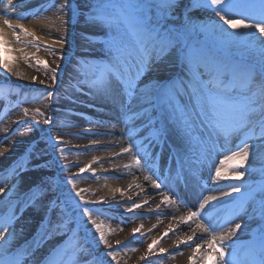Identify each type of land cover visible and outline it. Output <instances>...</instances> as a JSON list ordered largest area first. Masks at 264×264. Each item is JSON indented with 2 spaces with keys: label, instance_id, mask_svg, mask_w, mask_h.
<instances>
[{
  "label": "snow or ice",
  "instance_id": "1",
  "mask_svg": "<svg viewBox=\"0 0 264 264\" xmlns=\"http://www.w3.org/2000/svg\"><path fill=\"white\" fill-rule=\"evenodd\" d=\"M48 7L64 13L68 17L65 24L75 20L103 30V55L98 61L95 57H83L87 67L80 65L75 79L78 84L87 82L89 94L118 103L134 126L141 129L139 138L126 132L131 142L122 149V153H133L132 161L138 168L143 161V167L151 172L153 161L173 138L177 163L183 172L186 160L194 167L195 162L210 154V144L242 137L214 166V175L210 177L217 183L225 179L243 180L246 174L253 177L245 183L243 193L239 184L220 193L221 197L242 193L241 199L234 202L229 219L213 223L206 218L207 206L220 199L208 195L198 202L196 211H189L181 220L186 224L191 221L196 229L208 233L209 238L202 243L219 249L214 255L202 252L197 256L201 248L197 243L189 264H208L209 259L212 264H264V165L259 178L248 172L252 157L264 159V0H63L59 5H40L41 10ZM208 10L223 24L194 15ZM0 20V40L5 44L9 42L5 28L12 30L20 43L23 41L19 33L32 36L33 41L41 39L22 23L13 25L6 17ZM82 39L97 42L89 33H83ZM54 43L63 46L65 41L60 38ZM31 46L38 47L35 43ZM59 58L63 60L64 56ZM89 60L95 62L89 64ZM36 63L53 73L50 79L56 84L59 66L49 69L45 61ZM0 67L13 71L7 60L0 61ZM42 91L48 99L56 97L50 86ZM24 111L27 115L28 110ZM35 114L44 116L39 109ZM51 122V117L45 118V123ZM42 143L44 147H34L3 169L10 173L7 179L11 184L0 186V264H89L90 258L91 264H105L104 256L116 260V250L106 238L105 226L98 222L100 212L94 214L89 207L95 202L84 200L81 191L65 196L63 186L55 182L52 169L58 166L59 158L47 159V149L58 147L62 140L48 136ZM6 151H0V157ZM226 165L228 171H222ZM67 167L62 166L61 171ZM29 170L44 174L32 181L22 200L16 197L17 203L31 207L38 218L35 234L25 241V247L11 239L15 236L17 215L15 210L9 213L5 209H13V197L8 193L14 192L21 174ZM79 171L83 173L85 169ZM65 184L75 189V177ZM153 184L156 189L167 187L164 181L153 180ZM164 200L173 203L167 196ZM140 207L133 202L127 212ZM77 217H87L84 228L79 230L71 227L79 223ZM238 220L243 221L244 227L256 225L252 239L240 248L232 237L242 230V223L230 226ZM90 231L112 250L103 255L96 253L87 240ZM138 232L139 229H133V233ZM157 243L153 241V245ZM153 245H149L150 253Z\"/></svg>",
  "mask_w": 264,
  "mask_h": 264
},
{
  "label": "bare ground",
  "instance_id": "2",
  "mask_svg": "<svg viewBox=\"0 0 264 264\" xmlns=\"http://www.w3.org/2000/svg\"><path fill=\"white\" fill-rule=\"evenodd\" d=\"M61 2L62 0H2L1 2L4 7L0 17L10 19L13 25L21 23L17 19L18 16L26 19L41 13L42 17L37 22L22 23L30 32L40 37V40L33 41L32 36L19 33L23 43L17 42L12 35V30L7 28L5 32L9 42L5 44L3 40H0V61L7 60L13 68L12 72H7L0 67V151L7 149L4 156L0 157V186L9 181L7 177L10 173L3 169L12 165L34 147H44L42 140L48 136L59 138L62 143L58 147L49 146L47 149V159L53 161L59 158L58 166L52 169L55 182H63V190L65 188L68 191H84L98 196L97 205L109 204L107 209L89 205L94 210V214L96 211L100 212L98 222H103L106 238L112 245V249L116 250V260H112L110 256H104L105 264H150L152 262L150 259H141L139 244L129 242L123 230L124 224L119 211L131 206L133 202L142 205L135 209L143 216L144 227L152 235L153 241H158L157 244H160L168 253L177 254V264H189L192 248L197 243L201 244L197 256L202 252L214 255L219 249H210L202 243L209 238L208 233L202 229H196V225L191 221L184 223L181 217H186L189 211H196L198 202L203 196L215 195L220 199L212 201L211 205L207 206L206 218L211 219L213 223L217 220L222 222L229 219L234 202L241 199L245 183H250L253 177L246 174L243 180L225 179L218 183L210 177L214 175V166L219 164V160L223 159L242 137L221 141L219 144H210V154L203 158L202 162L200 161L202 165L197 167L195 164L193 167V164L186 160L183 172L177 163V148L174 146L175 138H173L153 161L151 172L143 167V161L142 166L138 168L132 161L133 153H122V149L128 147L131 142L126 132L139 138L141 129L134 126L133 120L124 114L118 103L89 94L87 82L78 84L75 79L79 66L87 67L82 58L95 57L92 52L93 44H85L75 39L77 36L82 37L83 33L94 36L97 27L78 26L74 21L65 24L63 21H66L68 17L62 20L61 17L65 14L57 11L56 8L40 9L41 4L47 7L53 3L59 5ZM18 9L21 11L17 12ZM224 27L227 26L224 25ZM60 38L65 41L63 46L54 43ZM33 43L38 47L31 46ZM45 45L48 47L46 48ZM61 55L64 56L63 60L59 58ZM26 56L27 59H25ZM95 58L97 61L100 59ZM37 60L45 61L49 69L59 66L56 84H52L50 79L53 73L50 70L45 71L42 65L36 63ZM93 62L95 61L89 60L87 63ZM16 72L22 75L18 76ZM41 81L44 83L41 84ZM46 86H50V89L56 93L54 99L46 98V92L42 91ZM25 109L28 110L27 115H25ZM37 109L43 112L44 116L36 115ZM46 117L52 118L50 124L45 123ZM126 123L129 125L127 129ZM36 124L39 127L33 128L32 126ZM37 141L41 142L36 143ZM61 149H63L62 152ZM181 151L184 149L182 148ZM250 164L248 172H253L259 178L258 170L264 165V159L258 156L252 157ZM62 166H68L67 170L61 171ZM28 167L31 169V165ZM80 168H84L85 171L80 173ZM222 171H228L227 165L222 168ZM43 174L32 170L23 172L18 187L14 192L8 193V196L13 197V209H5V211L10 213L15 210L17 215L14 221L15 236L11 238L16 245L26 247L25 241L31 240L38 227V218L34 210L22 203H17L16 197L22 200L32 181ZM201 175L204 180L199 178ZM145 176H151L152 179L146 180ZM73 177H75V189L71 184H65L66 180ZM153 180L157 183L164 181L167 187L162 185L160 189H156ZM206 182L210 184L206 185ZM232 184H239L242 193L233 194L231 197H221L220 193L229 191ZM165 196L169 197L173 203H166ZM117 198L121 199L120 203L115 202ZM16 205L19 206L18 209H14ZM77 219L79 223L72 224L71 227L77 230L84 228L87 217H77ZM235 222L242 223V230L232 237V241H235L236 246L240 248L252 239L256 225L250 223L248 227H244L243 221L238 220L230 226H234ZM88 228L92 226L88 224ZM165 233H167L166 236ZM147 234L144 233L137 239L144 249L152 245ZM189 237L191 240H188ZM87 240L100 255L112 250L99 242L98 234L91 231L88 232ZM155 247L156 244L153 245V250ZM89 264H91V258ZM208 264H212L211 259L208 260Z\"/></svg>",
  "mask_w": 264,
  "mask_h": 264
},
{
  "label": "rangeland",
  "instance_id": "3",
  "mask_svg": "<svg viewBox=\"0 0 264 264\" xmlns=\"http://www.w3.org/2000/svg\"><path fill=\"white\" fill-rule=\"evenodd\" d=\"M2 0L0 1V12L1 10L3 9L4 5H2ZM63 3V0L62 2ZM21 10H17V12H20ZM42 12V11H40ZM2 13V12H1ZM36 14V13H35ZM41 13H37L36 15L32 16L31 18H26V19H23V20H18L20 21L21 23H27V22H31V21H34V22H37L41 19ZM194 15L196 16H199L201 18H205V19H213L215 21H218L219 23H222V21H219V17H216L214 12L211 11V10H208V11H205V12H198V13H195ZM66 18V15L61 17L62 20H65ZM74 22L76 23V21L74 20ZM75 25H82L81 23H76ZM102 29H100L99 27H97V32H92L94 33L95 37H96V43H89L85 40L82 39V37H78L75 39L76 41H79V42H84L85 44H93L94 47H93V55L97 58H100L102 55H103V49L101 47V43L102 41L104 40V36L102 35ZM50 156V154H49ZM202 162V160H201ZM200 161H197L195 162V164L197 165V167L201 166ZM198 170H200V168H198ZM202 171V170H201ZM259 172V170H258ZM200 177H203L202 175ZM61 186H63V182H58ZM11 184V180H9L8 182L4 183L2 186H7ZM210 183L209 182H206V185H209ZM76 190H71V191H68L67 189L64 188L63 190V193L65 196H68V195H72L74 196ZM82 192V195L84 197V200L86 201H92V202H95L94 206H97V208L99 209H107L108 207V203L104 204L103 206L101 205H97V202L99 201L98 200V196L96 195H91V194H87L86 192L84 191H81ZM79 198H76V200H78ZM235 199V198H234ZM121 199L120 198H117L115 199V202H118L120 203ZM191 202V200H190ZM131 206H128L127 208H129ZM18 209L19 206L16 205L14 209ZM127 208L123 209V210H120L119 214H120V218L122 217V222L124 225L123 226V230L125 232V234L127 235V238H128V241L129 242H136L137 244H139V248H140V252H141V257L143 256L144 259H150V261H152L150 264H177V259H178V256L177 254H175L174 252L172 253H168L167 251H165L164 253H161L160 252V249L162 248L160 244H156V247H155V250H152V252L150 253L149 252V247L148 248H145L144 249V246L141 245V243H139L137 241V239L139 237H141L142 235H144V233H148L147 234V238L151 240V243L153 245V238H152V235L150 234V232L148 230L145 229L144 227V218L141 214L137 213L136 212V209L134 208L132 210L131 213L127 212ZM133 229H139V232L138 233H133ZM147 264V263H146Z\"/></svg>",
  "mask_w": 264,
  "mask_h": 264
}]
</instances>
